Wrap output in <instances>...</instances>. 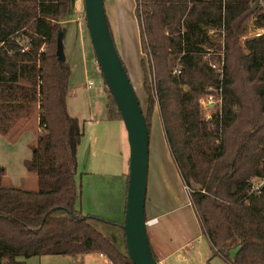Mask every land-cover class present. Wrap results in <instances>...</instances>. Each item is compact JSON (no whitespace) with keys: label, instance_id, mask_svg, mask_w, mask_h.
Returning <instances> with one entry per match:
<instances>
[{"label":"trees","instance_id":"16d2710c","mask_svg":"<svg viewBox=\"0 0 264 264\" xmlns=\"http://www.w3.org/2000/svg\"><path fill=\"white\" fill-rule=\"evenodd\" d=\"M259 2L135 0L149 134L157 108L214 255L231 264H264V185L251 190L264 177V31L243 40L250 20L264 30ZM77 17L75 0H0V134L16 139L35 112L39 129L24 162L37 188L6 184L0 164V264L93 252L134 264L124 221L85 214L79 204L83 129L68 108L70 64L57 54L63 23ZM104 89L106 119L122 120L105 81ZM215 92L220 106L207 116L201 100ZM97 225L120 228L123 249Z\"/></svg>","mask_w":264,"mask_h":264},{"label":"rangeland","instance_id":"374dc122","mask_svg":"<svg viewBox=\"0 0 264 264\" xmlns=\"http://www.w3.org/2000/svg\"><path fill=\"white\" fill-rule=\"evenodd\" d=\"M104 3L114 45L126 65L128 75L145 111L147 96L142 88L140 63L142 52L135 0H105ZM258 6L264 7L262 0ZM75 9L78 17L62 25L64 54L71 68L67 102L69 111L78 119L80 129L84 128V134L78 141L79 150H77L78 183L82 187V198L79 204L82 209L83 205L86 207L87 211L83 210L85 214L96 215L88 212V209L97 211L101 206L100 212L110 213L111 206L108 198L112 199V206L115 208V200L121 196L119 177L114 174V171L118 173L125 170L128 173L129 143L126 131V150H113L108 156L112 161L111 170L101 172L103 171L100 168L102 162L98 163V168L92 165L90 149L101 125L94 123L89 117H99L100 114L106 113L107 99L104 78L97 63L85 22L84 0H75ZM253 25V21L250 20L243 40L263 33V29H256ZM211 33L217 39L221 38L218 32L211 31ZM90 82L93 84L90 85ZM213 96L212 105L202 104L207 116H210L220 106L219 92H215ZM122 124L125 128L123 121ZM38 132L37 113L35 112L28 127L16 139L0 134V164L5 167L4 182L6 184L28 189L37 188L36 173L28 171L24 162L32 156V146L37 142ZM117 141L120 142L119 136ZM83 144L85 150H83ZM149 150V191L147 192L151 200L147 201L146 214L148 218L157 215L159 220V224L147 227L148 236L151 238L155 251H158L159 256L164 257L165 264H231L222 255H214L209 238L190 202V190L183 184L180 174H176L175 163L168 148L157 108L152 118ZM162 168L168 180L166 179L158 187L160 176L164 175L161 172ZM96 171H99V174H96ZM64 213V211L59 212V214ZM97 226L123 249V236L120 228ZM234 252L235 250L231 251V256ZM54 257L60 258L61 255L31 257L29 264H49L46 260Z\"/></svg>","mask_w":264,"mask_h":264},{"label":"water","instance_id":"95a60500","mask_svg":"<svg viewBox=\"0 0 264 264\" xmlns=\"http://www.w3.org/2000/svg\"><path fill=\"white\" fill-rule=\"evenodd\" d=\"M105 0H84L86 25L104 81L127 131L129 170L123 230L127 253L134 264H160L153 256L146 223L150 134L139 97L114 45ZM57 54L66 61L63 34Z\"/></svg>","mask_w":264,"mask_h":264},{"label":"crops","instance_id":"0c3cea01","mask_svg":"<svg viewBox=\"0 0 264 264\" xmlns=\"http://www.w3.org/2000/svg\"><path fill=\"white\" fill-rule=\"evenodd\" d=\"M90 116H93V115H90ZM89 119L92 120L94 123H98L101 125V129L95 135V139L92 142V148L90 149L91 150V154H90L91 163L92 165L97 166L98 163L100 164L102 162V164L100 165V168L103 171L101 172H105V170H111L112 161L108 158L109 154H111L113 150H126V141H125L126 130L122 124V120H119V119L107 120L106 113L100 114L99 117H95V116L89 117ZM83 134H84V128H83ZM118 136L120 137V142L117 141ZM82 147H83V150H85L84 144L82 145ZM77 150H79L78 146H77ZM170 154H171V151H170ZM172 159H173V156H172ZM149 160H150V154H149ZM96 168H98V166ZM175 168L177 171L176 174L179 173L176 164H175ZM163 171L164 169L162 168L161 172L163 173ZM107 172H110V171H107ZM96 174H99V171H96ZM114 174L117 177H119V182H120L119 186H120V192H121V196H119V199L115 200V203H114L116 205L115 208H113L112 206V203H113L112 199L108 198V202L110 203V206H111L110 213L100 212L102 208L101 206L99 207V209H97V211H92L88 209V212L99 215L108 220L122 222L124 221L125 206H126V199H127V172L125 170H122L121 172L119 171L118 173H115L114 171ZM163 174L164 175L160 176L158 187L160 186L162 182H165L166 179L168 180V176L165 173ZM147 189H148L147 191H149V182H148ZM148 199L151 200L149 192H147L146 212H147V207H148L147 206ZM152 207L155 208L154 206ZM82 210H84V212L87 211L84 205H83ZM153 217H157V215L151 216V218ZM156 224H159V220ZM149 240H150V244H151V248L153 252L155 253L156 257L159 259V263L165 264L164 257H162L161 255L160 256L158 255V251H155L154 247L152 246L151 238H149ZM29 261H31V258L27 260L28 264H29ZM46 262L49 264H110V260L103 253H98V252H93L89 254L88 253L79 254L76 256H61L60 258L58 257L48 258Z\"/></svg>","mask_w":264,"mask_h":264},{"label":"built area","instance_id":"2783aa9c","mask_svg":"<svg viewBox=\"0 0 264 264\" xmlns=\"http://www.w3.org/2000/svg\"><path fill=\"white\" fill-rule=\"evenodd\" d=\"M21 44H22L21 51L22 52L27 51L28 48H29V45L27 44V42L25 40H23L21 42ZM2 45H3V42L0 41V47ZM213 67L216 68L217 65H213ZM92 84H93V82H90V85H92ZM201 101H202V104L203 105H212L213 104V101H214V96L213 95H208L207 97L203 98ZM220 102H221V100H220ZM263 185H264V177L254 178L252 180L251 190L253 192L259 193L260 192V189H261V187ZM157 222H158V217H153V218H150V219H147L146 220L147 226H152V225L156 224ZM110 264H112V261H110Z\"/></svg>","mask_w":264,"mask_h":264}]
</instances>
